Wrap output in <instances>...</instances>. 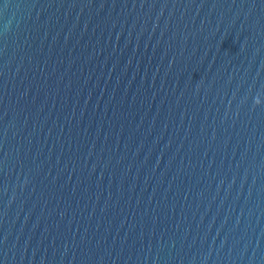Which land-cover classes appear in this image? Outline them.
I'll return each instance as SVG.
<instances>
[{
    "label": "water",
    "instance_id": "1",
    "mask_svg": "<svg viewBox=\"0 0 264 264\" xmlns=\"http://www.w3.org/2000/svg\"><path fill=\"white\" fill-rule=\"evenodd\" d=\"M0 264H264V0H0Z\"/></svg>",
    "mask_w": 264,
    "mask_h": 264
}]
</instances>
